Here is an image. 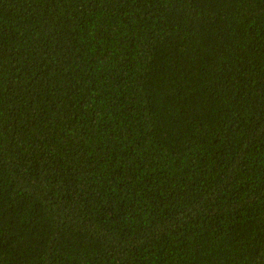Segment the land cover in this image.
<instances>
[{
	"label": "trees",
	"instance_id": "1",
	"mask_svg": "<svg viewBox=\"0 0 264 264\" xmlns=\"http://www.w3.org/2000/svg\"><path fill=\"white\" fill-rule=\"evenodd\" d=\"M0 264H264V0H0Z\"/></svg>",
	"mask_w": 264,
	"mask_h": 264
}]
</instances>
